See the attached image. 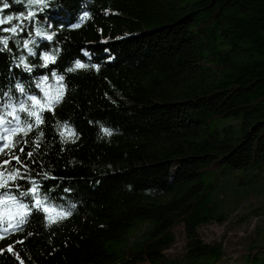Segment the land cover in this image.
<instances>
[{"label":"trees","instance_id":"trees-1","mask_svg":"<svg viewBox=\"0 0 264 264\" xmlns=\"http://www.w3.org/2000/svg\"><path fill=\"white\" fill-rule=\"evenodd\" d=\"M0 18V264H221L199 234L230 224L218 190L264 176V0H0Z\"/></svg>","mask_w":264,"mask_h":264},{"label":"rangeland","instance_id":"rangeland-1","mask_svg":"<svg viewBox=\"0 0 264 264\" xmlns=\"http://www.w3.org/2000/svg\"><path fill=\"white\" fill-rule=\"evenodd\" d=\"M27 4L35 5L38 0H25ZM0 21L2 19L0 18ZM241 175L252 178V173L239 171ZM239 174V175H240ZM238 176L232 175L223 182L218 190L221 195V206L228 214V222L224 224H210L199 229L201 239L206 243L222 242L225 245V254L221 264H251L249 256L253 239L258 237L259 231L264 235V176L259 184L238 186ZM224 198H223V197ZM259 209V210H258ZM258 210V211H256ZM256 212V213H255ZM254 213V214H253ZM151 221H139L134 224L120 241H109L105 249L109 254H116L123 259L128 256L129 250L138 244L137 237L143 235L151 228ZM177 243L167 252L169 260L184 258V245L186 238L182 227L176 229ZM200 260H187L185 262H167L163 264H200Z\"/></svg>","mask_w":264,"mask_h":264},{"label":"snow or ice","instance_id":"snow-or-ice-1","mask_svg":"<svg viewBox=\"0 0 264 264\" xmlns=\"http://www.w3.org/2000/svg\"><path fill=\"white\" fill-rule=\"evenodd\" d=\"M5 6H7V5H5ZM0 23H3V21H0ZM77 26H78V25H77ZM12 31H15V29L13 28ZM48 39H51V37H48ZM48 59H50V58H49V57H45V60H48ZM26 67H27V66H26ZM83 67H85V65H83V64H81V63H79V62H77V64H76V68H83ZM61 79H62V78H61ZM60 98H61V97H57V98L54 100V102H55V103H58ZM31 99L35 100L34 97H32ZM41 110H43V109H41ZM49 110H50V107H49ZM14 118H15V117H14ZM37 122H38V123H39V122H42L41 119H40V117H39L38 115H37ZM9 123H11V121H9ZM6 131H8V130L6 129ZM12 132L14 133V132H15V129H12ZM107 134L110 135L111 133H107ZM61 135L63 136V133H61ZM6 139H7V138L5 137V140H6ZM4 147L7 148V147H8V144L5 143ZM0 151H2V149H0ZM21 151H23V149H21ZM28 155L31 156V153H28ZM16 159H17V162L19 163V162H20V161H19V158L16 157ZM4 163H5V164H8V163H10V161H5ZM0 187H7V185H6V184H0ZM33 194H35V190H33ZM39 204H40V201L38 200V201H37V205H39ZM20 222L23 223V222H24L23 219H21ZM52 222H55V221H52Z\"/></svg>","mask_w":264,"mask_h":264}]
</instances>
